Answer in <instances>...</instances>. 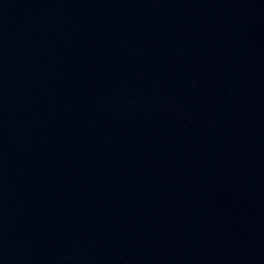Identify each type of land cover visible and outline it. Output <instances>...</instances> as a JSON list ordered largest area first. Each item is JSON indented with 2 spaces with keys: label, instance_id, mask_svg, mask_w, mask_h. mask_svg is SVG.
Returning a JSON list of instances; mask_svg holds the SVG:
<instances>
[{
  "label": "water",
  "instance_id": "water-1",
  "mask_svg": "<svg viewBox=\"0 0 264 264\" xmlns=\"http://www.w3.org/2000/svg\"><path fill=\"white\" fill-rule=\"evenodd\" d=\"M144 264H264V0H47Z\"/></svg>",
  "mask_w": 264,
  "mask_h": 264
}]
</instances>
